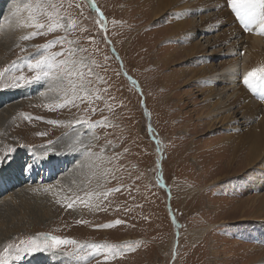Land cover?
I'll list each match as a JSON object with an SVG mask.
<instances>
[{
  "label": "rangeland",
  "instance_id": "obj_1",
  "mask_svg": "<svg viewBox=\"0 0 264 264\" xmlns=\"http://www.w3.org/2000/svg\"><path fill=\"white\" fill-rule=\"evenodd\" d=\"M158 6L146 0H0V70L9 68L0 77V116L6 121L0 126V148L15 149L0 161V251L39 233L118 246L77 250L64 245L23 253L13 264H264V188H257L264 178V155L252 163L255 167L246 165L244 156L252 151L247 128L261 130L264 109L246 124L241 106L235 108V127L245 143L243 167L231 163L227 169L215 155L204 164L201 148L233 131L227 130L228 121H220L225 113L205 119L200 128L205 122L200 114L208 113L201 93L209 85L192 81L206 63L187 52L192 42L207 45L224 22L219 30L198 32L190 40V30H176L171 15L184 7L174 4L155 16ZM233 17L247 33L246 22ZM189 19L202 23L199 13ZM37 31L41 34L21 39ZM245 40L239 44L246 46ZM49 42L47 50L34 47ZM207 48L211 64L218 58L215 65L223 52ZM68 50L72 60L86 65L80 68L84 83L73 78L75 94L67 80L57 78ZM40 55L54 56L57 67L50 76L12 87L13 77L34 74L27 64ZM257 59L259 68L264 59ZM244 90L250 100L264 102L259 85ZM73 99L74 104L68 102ZM194 99L196 104L188 103ZM179 105L180 116L167 114ZM198 106L205 110L196 112ZM205 132L202 140L197 137ZM260 133L262 140L264 128ZM35 158L49 163L31 175L24 165ZM108 224L112 227H99Z\"/></svg>",
  "mask_w": 264,
  "mask_h": 264
},
{
  "label": "bare ground",
  "instance_id": "obj_2",
  "mask_svg": "<svg viewBox=\"0 0 264 264\" xmlns=\"http://www.w3.org/2000/svg\"><path fill=\"white\" fill-rule=\"evenodd\" d=\"M159 1H160V4H159ZM169 1H171V2H169ZM169 1L168 0H146V3H151V4H155V3L157 4L158 3V5H159L158 9L155 10V12H154L155 16H159L161 13H163L165 11H169L168 8L172 7L174 4L182 5V7H184L183 9L180 8L177 10L173 9V11L171 10V15L173 16V19L175 21L174 26H175L176 30H178V31L180 29L181 30L187 29L188 31L190 30V32H188L190 34V35L188 34L190 37V40H192L193 37L196 36L198 32L201 33V32H205L207 30L209 31V29H214L216 31L219 30L221 28L220 23L223 24V22H224L223 31L221 33H217L216 35H214L212 37V39H210V40L207 39L208 40L207 45H204V44L201 45L199 42L198 43L192 42L189 53L187 52L188 56L189 55L192 56L191 58L198 59L197 62L206 63L205 65H202L195 70L194 76H198V78L196 80L192 81L195 84H196V82H199L200 83L199 85H203L202 81H204L206 84L209 85L207 88L203 89L202 93H201L207 98V100H205V102L207 103L208 113L205 114L204 112H202L200 114L201 115L200 120L205 121L204 123L203 122L201 123L200 128H204V125L208 122L205 119L213 120L214 117H217L218 115L225 113L226 115L224 117H222L220 119V121H223V122L228 121V123L225 126L227 127V130L233 131L232 134L229 133L231 138H233V145L230 144V136L229 135H228V137L224 136L225 138L219 139L217 142H214L212 145L208 144L209 147L201 148L202 151H200V153H201L200 157H201V161L204 164L208 163L207 165L210 164L209 156L215 155L216 158H218L217 159L218 165H221L224 162L225 163L224 167H226L227 169L229 168L227 166V164L229 165L231 163H234L237 166L239 164V166L243 167L244 163L241 161L242 160L241 156H243L246 152L245 149L243 148L244 147L243 145L245 143L241 142V141H243V136L241 133L238 132L237 128L235 127L236 126L235 124L239 121V118H237L235 108L238 109V105L241 106V108L243 109L242 112L244 114L242 116V118L245 119L244 122L246 124H248V122H251L253 119H256V117H258L259 114L264 109V107H263L264 102H262V101L256 102V100H250L249 99L251 97L250 93L244 92L245 91L244 89L246 88L247 85L244 84V82H243V77L247 72L251 71L253 68H258L257 66L260 63H259L257 57H260V58L263 57V59H264V30H262V27H261L262 23H264V19H262L261 15L257 14L254 20H249V22L245 21L246 22L245 24H247V27H246V30L245 29L244 30L247 33L249 32V35H247V33H244V31H242L241 28L236 23V20L233 17L235 15H232V13H230V11L226 8L227 7V0H169ZM204 10L205 11H211L212 10V11H211V13L210 12L208 13V16L207 15L202 16V12ZM177 12H181V14L177 15ZM257 12L259 13V10H257ZM194 13L200 14V16L202 18L201 25H199L197 23H196L197 24L196 25L193 22V20L189 19V14H194ZM177 17H180L183 19L182 20L180 18L177 19ZM166 22H168V21H166ZM7 26L8 25H6V27ZM251 31H252V33H251ZM172 34H173V32H172ZM242 38L246 39L245 40L246 46H243V44H239V42ZM194 39H196V38H194ZM206 46L213 48V50H215V51H219L218 53L223 52L220 55H224V56L218 61V63H215V65H214V60H216L218 58L215 57L214 59H212L213 62L211 64V62L209 60L210 53H207L208 51L206 50V48H207ZM244 47H246L245 49H247L249 51L245 50V53H242L241 51H239V49L241 50V48L243 49ZM211 54H213V53L211 52ZM217 65H219V66H217ZM218 83H221V84L223 83L222 84L223 87H218L217 86ZM263 90H264V88H263ZM257 91L259 93L260 90H257ZM175 95L178 96V92L173 93L171 98L174 99ZM210 99H213L212 102L209 101ZM188 103L189 104H191V103L196 104L195 99L189 100ZM209 108H210V110H209ZM170 109H168V110H170ZM200 110H203L202 106H198L196 112H199ZM176 112L179 114V116L182 113V108L180 107V105L176 106L169 113L167 112V114L170 116H173ZM182 119H183L182 122H184L185 118L182 117ZM5 123H6V121L4 120V117L0 116V126H4ZM213 124H216V122H213ZM213 126L214 125H211L207 129H209L210 127H213ZM258 126H259V128H261V130L264 128V120L263 119H260ZM207 129H206V131H207ZM247 129L248 130H247L246 135L250 136V137H248L250 140L252 139V143H251L252 151L249 154L244 155V156L248 157V162L246 163V165H250L252 167H255V165H252V163L260 160L259 159L260 156L264 155L263 154L264 153V139L261 140V138L257 137L256 133H260L261 130H257L256 127L255 128L248 127ZM207 132L202 133V135L201 134L197 135V137L201 138V140H202L204 138L203 136L208 135ZM261 136L263 138L264 134H262ZM204 142H208V140H206ZM204 142H203V146L205 145ZM59 145H60V143L58 144V146ZM78 147H80V146H78ZM8 148H11V147H9L8 145H5V147L2 146L0 148V155H3L4 152ZM64 149L65 148H63V150ZM204 155H208V157L204 156ZM39 161L35 158L34 163L31 162V163H33V164H31L32 165L31 170L27 169L26 171L28 172V170H30L31 175L33 173L36 174L38 170L43 169L45 163H49L46 161H43V162H39ZM55 161L57 163L56 159H55ZM261 162L264 164L263 159ZM36 163L42 164L43 166L34 168L33 166ZM49 166L51 167V165H49ZM17 170H18V174H19V171L21 169L18 168ZM21 174H20V176L22 178L23 174L22 175ZM257 188H260V189L264 188V178H260V182L257 184ZM30 193L34 194L35 192L33 191ZM258 200H261V196H260V198H258ZM245 208H246V206H245Z\"/></svg>",
  "mask_w": 264,
  "mask_h": 264
},
{
  "label": "snow or ice",
  "instance_id": "obj_3",
  "mask_svg": "<svg viewBox=\"0 0 264 264\" xmlns=\"http://www.w3.org/2000/svg\"><path fill=\"white\" fill-rule=\"evenodd\" d=\"M227 4L230 6L231 10L235 13L237 17L241 20L248 21L254 20L256 15H261L262 19H264V0H227ZM30 7V5L28 6ZM55 7V6H53ZM259 10V13L257 12ZM59 26V25H57ZM38 28H43L44 25H38ZM101 27L106 28V24L103 23V14H101ZM262 30H264V23L261 25ZM49 30H52L51 28ZM40 32H33L29 35H25L21 37V39L27 40L31 39L36 35H40ZM53 42H49L45 45H36L38 50L44 49L47 50ZM55 43H61L60 40L55 41ZM71 43V42H70ZM23 51V49H22ZM83 51V49H81ZM55 55H64V52L55 54ZM74 55L72 50H68V57L67 60H62L59 62V66L61 67L62 71L58 74V79L67 80L68 84L75 94L77 92V86L73 78H78L81 81V84L84 83L83 77L84 72L80 70L81 67H86L83 64V61L77 62L71 59ZM79 63V67L77 64ZM28 69L33 72V75H24L21 73L19 76L13 77V83L11 84L12 87L17 86H27L34 83H37L41 80H44L50 76V69L53 67H57V64L54 62V56L49 55H40L39 58L34 60H29L27 64ZM9 71V68H5L0 70V77H3L6 72ZM91 71V69H89ZM243 82L249 88L253 90L259 85L260 87L264 88V65L260 66L259 68H253L251 71L247 72L243 77ZM69 103L74 104V99L68 101ZM63 106V105H61ZM31 118V117H29ZM53 124H61L64 123L62 121H49ZM83 121H78L81 123ZM39 135H45V133H39ZM51 144V142H49ZM15 149L8 148L3 155H0V161H3L7 158L8 154ZM47 157V152L44 153V158ZM40 158V157H38ZM24 167L26 169H30L32 167L31 164H25ZM72 207L71 204L68 205ZM116 224L123 223V221L117 220L115 221ZM99 227H112L111 224L108 225H100ZM64 245H71L75 246L77 250L84 248L85 246L91 249H100L103 247H107L108 249H116L118 246L114 244H88L84 245L81 244L79 241L73 238H65L59 237L55 235H51L49 233H39L35 236L26 237L19 241V243H8L2 251H0V264H13L14 261L21 259V254H32L37 251L41 250H60ZM75 252H68L67 255L73 256Z\"/></svg>",
  "mask_w": 264,
  "mask_h": 264
}]
</instances>
